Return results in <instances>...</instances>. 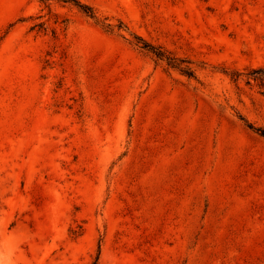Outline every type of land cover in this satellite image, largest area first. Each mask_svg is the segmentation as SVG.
Returning <instances> with one entry per match:
<instances>
[{
  "label": "rangeland",
  "instance_id": "rangeland-1",
  "mask_svg": "<svg viewBox=\"0 0 264 264\" xmlns=\"http://www.w3.org/2000/svg\"><path fill=\"white\" fill-rule=\"evenodd\" d=\"M260 67L264 0H0V264H264Z\"/></svg>",
  "mask_w": 264,
  "mask_h": 264
},
{
  "label": "trees",
  "instance_id": "trees-1",
  "mask_svg": "<svg viewBox=\"0 0 264 264\" xmlns=\"http://www.w3.org/2000/svg\"><path fill=\"white\" fill-rule=\"evenodd\" d=\"M40 1L45 2L47 0H40ZM78 7L88 16L94 17V12L91 7L87 5H83V4H78ZM135 38L138 40L137 44H139L142 49H145L151 54H153L155 58H157L158 60H164L168 66L179 69L182 73H184L188 77L192 76V71L189 67L182 66V62H176L175 58L170 56L161 47H157L150 43H147L144 40H142L140 37H135ZM250 80L259 81L263 83L264 82V67L252 69L247 74V82H249ZM244 122L249 129L256 132L260 136L264 137L263 128L255 127L251 123L246 122L245 120Z\"/></svg>",
  "mask_w": 264,
  "mask_h": 264
}]
</instances>
